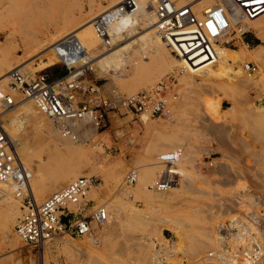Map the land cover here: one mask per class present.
<instances>
[{
	"label": "rangeland",
	"instance_id": "rangeland-1",
	"mask_svg": "<svg viewBox=\"0 0 264 264\" xmlns=\"http://www.w3.org/2000/svg\"><path fill=\"white\" fill-rule=\"evenodd\" d=\"M111 1L0 0V56L10 59L13 66L29 64L25 73L29 77L38 73L49 77L64 76L62 65L56 63L47 67L50 58L47 55L56 42L73 33L78 34L86 23L110 7ZM250 29L254 35L247 34L252 39L249 46L242 44L241 39L231 46H218L232 52H247L244 63L259 65V72L252 77H248L241 68L243 75L253 83L251 87L236 88L235 74H228L229 69L223 70L217 62L204 73L190 76L188 72L181 71L180 61L161 39V49L165 50L169 61L159 57L155 46L148 48L146 28L135 25L132 36L126 35L112 44L117 48L130 42V38L138 39L133 50L123 52L122 59L119 58L109 69L101 68L97 61L90 63L89 78L105 84V87L114 86L123 95H130L161 79L175 76L178 99L171 107L170 119L143 115L150 120L148 126L143 116L140 119L121 111L110 115L109 128L94 135L90 143L74 144L60 138L50 121L42 115L45 128H38L42 138L35 135L36 131L33 133L37 137H33L36 146L33 159L21 157L33 174V170L39 169L38 186H44L51 178H56L63 187L80 176L92 177L96 187L88 199L95 200L97 205H105L110 222L116 227V231L111 233L106 226L98 229L93 239L54 238L46 247L49 264H134L133 250L139 243L145 245L142 252L151 264L152 243L165 240H170L175 247L174 264H181L183 259L190 263L213 247L214 230L224 220V216L218 214L221 201L247 188L264 190V143L251 127L255 123L264 124L263 66L251 57L255 51L264 55V31L257 35ZM27 48H35L32 55L24 53ZM34 55L35 59L31 60ZM91 61L89 58L86 60L87 63ZM231 65L234 70H240L237 65ZM18 102L33 105L29 100L18 99ZM11 109L14 111L16 106L6 112H12ZM212 120L225 128L221 143L209 130L208 124ZM27 128L31 131L29 126ZM22 135L13 134L20 139V144L24 143ZM96 143L102 146H96ZM45 145H55L52 150L56 152H45ZM174 148L181 153L176 164L180 182L168 192L157 195L150 188L163 169L158 156ZM210 163L213 167L209 166ZM130 170L138 172L139 180L126 187L123 179ZM151 171H155L152 179L147 178ZM49 195H43L39 201ZM12 199L18 208L15 224L20 210L19 203L13 196ZM4 219L0 202V225ZM202 230L211 237H200L196 232ZM194 235L207 246L199 256L191 253ZM8 238H13L12 233ZM15 249L31 251L32 263L26 264H44L41 248L27 247L17 240ZM12 253L9 247L0 249V255L7 258L6 261L17 259Z\"/></svg>",
	"mask_w": 264,
	"mask_h": 264
},
{
	"label": "built area",
	"instance_id": "built-area-1",
	"mask_svg": "<svg viewBox=\"0 0 264 264\" xmlns=\"http://www.w3.org/2000/svg\"><path fill=\"white\" fill-rule=\"evenodd\" d=\"M204 1L155 0L153 6L155 28L164 46L178 60L187 61L196 73L205 64L215 63V45L231 46L252 34L249 23L264 14V0H213L208 8L202 6ZM137 9L136 0H123L95 17L92 27L96 37L109 39L113 26ZM53 52L65 75L38 73L29 77L18 69L11 71L9 93L0 97L1 110L14 107L18 99L29 100L60 138L74 144L90 143L94 135L109 128L110 115L121 111L132 117L171 118V107L178 99L175 76L123 95L114 86L105 87L89 78L90 68L85 63L88 53L75 35L60 41ZM241 68L248 77L259 72V65L252 62L241 64ZM180 155L178 148L160 153L163 169L151 185L154 193L163 194L178 183ZM209 166L213 167L211 163ZM30 178L0 120V199L11 192L19 203L20 215L13 231L23 245L39 249L58 236L92 238L108 223L107 207L88 199L95 186L92 177L73 179L40 203L30 189ZM137 180L138 172L130 170L123 185L133 186ZM219 207L218 214L224 220L214 230L213 247L195 261L183 259L181 264H264V190H240L221 201ZM176 254L170 240L155 241L151 264H174Z\"/></svg>",
	"mask_w": 264,
	"mask_h": 264
},
{
	"label": "bare ground",
	"instance_id": "bare-ground-1",
	"mask_svg": "<svg viewBox=\"0 0 264 264\" xmlns=\"http://www.w3.org/2000/svg\"><path fill=\"white\" fill-rule=\"evenodd\" d=\"M122 1L123 0H112L110 2V5H109L110 7H108L107 9L118 5ZM136 1H137V5H138L137 11L133 12L130 15H127L121 21L116 23L113 26V33H112L111 37L109 39H106V40L102 41V43L100 42L101 40H99L96 37L95 33H94V30H93V27H92V21L94 19L89 21L88 23H86L85 27H83L84 26L83 25L82 26L83 27L82 30L78 34H75V36L78 38V40L81 42L82 46L86 49V51L88 53L87 59L89 58L90 60H92L91 62H88V63L85 62V63H87L89 65L90 69H91V64L90 63H93L94 61H97V65H99L101 68L104 67V68H108L109 69V68H111V66H113L112 65L113 63H115L117 60L119 61V58H121L123 56L122 55L123 52H126V51L128 52L130 50L132 51L133 50V46H134L135 43H137L138 39L132 40V38H130L129 39V41L131 40L130 42H126L125 44L124 43L120 44V45L117 46V48H113L112 44L114 42L118 41L119 39L121 40L126 35L127 36L128 35L132 36L133 35V27L135 25H141V26H144L146 28V31L148 32V39H149L148 42L146 43V46L148 48L155 46V50H157L158 53H160L159 57L162 58L163 61H165V60L169 61V57L165 53V50L161 49V46H160L161 44H160V40H159L160 37L158 36V33L156 31V28H155V18H154V14H153L154 0H136ZM138 1H139V3H138ZM180 1L183 2V0H180ZM212 1L213 0H206V2L204 1L205 4H203L202 6H204L205 8H208V7H210V5L213 4ZM101 13H103V12H101ZM99 14H100V12H99ZM235 16L236 17L239 16V13H236ZM263 22H264V14L262 16H260L259 18H256L255 20L251 21L249 28H252V30L257 35H259L260 33H262L264 31V23ZM155 31H156V33H155ZM73 35H74V33H73ZM55 38H57V37H55ZM63 39L59 40V42L62 41ZM7 41L9 42V40H7ZM8 42H7V44H8ZM59 42H56V43L58 44ZM57 44H55L53 46V48L51 49V52H49V54L47 55L48 57H50L48 59L49 62L47 64L48 68L52 67L53 65H55L57 63V59L55 58L54 52H53L54 51V47ZM0 45H1V43H0ZM8 46H10V45H8ZM34 49L33 48H27V49L24 50V53L25 54H29V56H30V55L33 54ZM214 51L216 53L215 63L214 64H205L204 66H202L203 68H202L200 73H196L195 71H193L191 69L189 63H187V61H184V59H180L179 60L180 64L185 68L184 72L185 71L188 72L190 74V76H196L198 74L204 73L209 68L213 67L216 64V62H217V65L221 66L223 68V70L227 71L229 69L228 72H227L228 74H229V72H232L233 74H235L234 76L237 78V84H234V85H235L236 88H239V90H241L244 87H248L249 85H250L249 87H251V85L253 83H251L250 80L247 79L245 77V75H243V73L241 71V64L244 63L245 58L248 56L247 52H234V51L232 52V51H229L228 49L221 48L218 45L214 46ZM262 54L263 53H261L259 51H257V52L255 51V55L254 56L251 55V57H252V59L258 60V61H260L262 63V66H263L262 75L264 77V64H263L264 62H263ZM97 55H99V56L97 57ZM35 57L36 56L34 55V57H32L31 60L33 58L35 59ZM203 61H204V59L198 61L196 64H200ZM231 64L237 65L240 68V70H238V71L234 70L233 65H231ZM28 65L27 66H23V65L13 66V64L11 63L10 59H6V58L0 56V71L2 73V74L0 73V75H2L1 81H0V97H1V95L9 93V74L11 73V71H13L15 69H18L21 72L26 73L27 72V68L29 67ZM229 65L232 66V67L230 68ZM164 70L165 69H162V71H164ZM102 71H103V69H102ZM106 71H107V69H106ZM102 74H103V72H102ZM15 106H16V109L14 111L11 109L12 112L8 111V113H7L6 110L0 111V120L2 122L4 130L6 131V133L8 135V138H9L12 146L15 148V151H16L19 159L21 160V162L23 163L21 157H23L24 160L28 159V160L32 161V159L34 157L33 156V152L36 150V146H34L33 141L38 136H41V133H39L40 135L38 134V132H39L38 128L39 127H44L45 128V123H44L42 115H40L36 111V109H34V105L21 103V102H18V100H16V105ZM1 114H4V115L1 116ZM142 116L140 117V119L142 118ZM143 121H144V123L146 125L149 126L150 120H149V118H147V116L146 117L143 116ZM216 122H218V121H216ZM216 122H215V120L214 121L213 120L209 121V124H208L209 125V130L211 131V133L213 135L216 136L218 142L221 143L222 142V137H223V135L225 133V128L221 124H219V122L218 123H216ZM28 126L30 127L31 131H33L32 133H31V131H29V128H27ZM251 127L254 130V133L257 136L261 137L260 140L263 141V143H264V124L262 122L255 123V124L251 125ZM52 128H53V126H52ZM35 131L37 132V133H35V135L37 134L36 135L37 137L35 135H33V133ZM13 134H23L22 138H24V143L20 144V139L18 137H14ZM19 136H21V135H19ZM33 137H34V139H33ZM41 138H42V136H41ZM55 139H57V138H55ZM45 142H46V140H45ZM40 143H41V141H40ZM46 145H47V143H46ZM46 145L43 148L45 152L53 153V154H54V152H56L55 150H52V148L53 149L55 148V145H53L54 147H52L51 145L49 147H46ZM33 148H34V150H33ZM57 150H59V149H57ZM23 165L28 170H29V168H31V167L28 168L27 167L28 165H25L24 163H23ZM33 171H34V174L30 171L31 178L29 180V186H30V189H31L34 197H35V200L38 203L42 202V201H39V200L41 199V197L43 195L51 194L54 191H56L58 188L62 187L61 183L56 178H51L42 187L40 185L38 186L37 183H38L39 177H41V174H39V169H38V171H35V170H33ZM177 173L179 174V170L177 171ZM154 174H155V171H151V172L147 173V178L152 179ZM138 180H139V176H138ZM138 180H137V182H138ZM179 182H180V180L178 181V183ZM177 184L173 185L170 189L174 188ZM95 187L96 186H94L93 189H95ZM93 189H92V191H93ZM169 190H167L166 192H168ZM90 193H89L88 198H90ZM160 195H162V194H160ZM0 202L2 203L3 213H4V216H5V219H4L3 223L0 225V249H2L4 247H9L12 250V252H13L12 254L14 255V257L17 258V259L14 258L13 261H6L7 258H5L4 256L0 255V264H23V263L26 264V262L27 263H32L31 261H32L33 257L31 255V251H28V250L27 251H25V250L19 251V250L15 249L16 246H17L18 238L13 232V227H14V220H15L17 212H18V208H17V205L14 204L15 202H13L11 192L7 193L4 197H2L0 199ZM110 220H111V218L109 216V221L105 225L106 229H107V231L109 233L113 232V230H115V228H116L115 226H113V223L110 222ZM202 229H205V228H202ZM194 230H196V229H194ZM10 233H12V236H13L12 239L8 238ZM196 233H198L200 235V237L203 236V237L209 238V236H210L209 233L203 232V230L202 231H197ZM200 237H197L195 235L192 236L193 242H192L191 253H192L193 256L194 255L199 256L202 253H204L206 251V249H207V246H205L204 242L200 239ZM92 239H93V237H92ZM206 242H207V240H206ZM48 243L49 242L45 243L42 247H40L43 250L44 264H49V262L47 260V252H46V247H47ZM143 246L145 248V245H143V243H139V244H137V247L133 250L134 251L133 252V254H134V258H133L134 264H149L150 263V262L148 263L146 261L145 257H144V253L142 252L144 250ZM60 248H62V247H60Z\"/></svg>",
	"mask_w": 264,
	"mask_h": 264
},
{
	"label": "crops",
	"instance_id": "crops-1",
	"mask_svg": "<svg viewBox=\"0 0 264 264\" xmlns=\"http://www.w3.org/2000/svg\"><path fill=\"white\" fill-rule=\"evenodd\" d=\"M251 35H254V33H252ZM249 37H251L250 35L247 36V35H244L242 38H241V42L242 44L244 45H248L249 46V42L252 40V39H249L247 40ZM94 203H96L94 200H93Z\"/></svg>",
	"mask_w": 264,
	"mask_h": 264
},
{
	"label": "trees",
	"instance_id": "trees-1",
	"mask_svg": "<svg viewBox=\"0 0 264 264\" xmlns=\"http://www.w3.org/2000/svg\"><path fill=\"white\" fill-rule=\"evenodd\" d=\"M250 38H248L247 40H249Z\"/></svg>",
	"mask_w": 264,
	"mask_h": 264
}]
</instances>
